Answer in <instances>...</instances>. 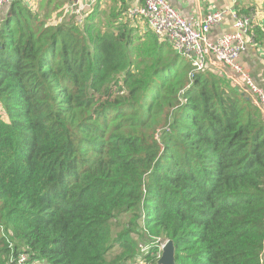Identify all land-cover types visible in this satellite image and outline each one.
<instances>
[{
	"label": "trees",
	"instance_id": "obj_1",
	"mask_svg": "<svg viewBox=\"0 0 264 264\" xmlns=\"http://www.w3.org/2000/svg\"><path fill=\"white\" fill-rule=\"evenodd\" d=\"M64 4L0 16V264H157V239L176 264H264L258 107L130 10ZM249 36L264 51V19Z\"/></svg>",
	"mask_w": 264,
	"mask_h": 264
},
{
	"label": "built area",
	"instance_id": "obj_2",
	"mask_svg": "<svg viewBox=\"0 0 264 264\" xmlns=\"http://www.w3.org/2000/svg\"><path fill=\"white\" fill-rule=\"evenodd\" d=\"M138 1V6L129 11L132 18L142 19L161 42H169L178 55L190 60L194 72L213 69L223 74L252 100L264 120V88L254 82L239 62L248 45L254 46L249 32L254 25L255 14L239 16L235 13V30L210 41L208 35L213 27L223 21L225 11L212 10L202 20H188L167 0ZM13 2L14 0H0V16ZM155 244L160 248L159 259L166 242L157 239ZM140 247L142 252L146 251V246ZM17 263L40 264L38 261H31L28 254H21Z\"/></svg>",
	"mask_w": 264,
	"mask_h": 264
},
{
	"label": "crops",
	"instance_id": "obj_3",
	"mask_svg": "<svg viewBox=\"0 0 264 264\" xmlns=\"http://www.w3.org/2000/svg\"><path fill=\"white\" fill-rule=\"evenodd\" d=\"M31 9L37 10L39 7V0H21ZM57 0H48L47 7H41L39 12L43 15H49V9L55 5ZM64 14L76 15L85 18L93 8L100 7L103 9L117 8L118 10H128L138 6V0H63ZM178 12L188 20H202L212 10L225 11L223 21L216 27L212 28L210 33V41H215L220 37L231 34L235 30L236 19L234 14L237 13L236 3L238 0H167ZM46 6V3H45ZM57 13L54 14V16ZM256 14L255 23H260L263 16ZM145 22L137 24L141 32H145L148 25ZM145 25V26H144ZM135 26V24H134ZM149 28V27H148ZM249 45L246 54L241 55L239 62L244 67L246 73L254 80L260 87L264 88V51L257 49L256 46ZM244 52V53H245ZM245 57V58H243Z\"/></svg>",
	"mask_w": 264,
	"mask_h": 264
},
{
	"label": "water",
	"instance_id": "obj_4",
	"mask_svg": "<svg viewBox=\"0 0 264 264\" xmlns=\"http://www.w3.org/2000/svg\"><path fill=\"white\" fill-rule=\"evenodd\" d=\"M157 264H176L175 262V245L173 241L169 240L163 246L161 257Z\"/></svg>",
	"mask_w": 264,
	"mask_h": 264
},
{
	"label": "rangeland",
	"instance_id": "obj_5",
	"mask_svg": "<svg viewBox=\"0 0 264 264\" xmlns=\"http://www.w3.org/2000/svg\"><path fill=\"white\" fill-rule=\"evenodd\" d=\"M247 3L248 2H250V3H254L255 1H253V2H251V0H245ZM256 7H257V12L255 13V16H256V14L257 13H259L260 15L259 16H263L264 15V4H263V2H260V1H258L257 2V4H256ZM141 22H143V20L141 19ZM146 25V24H145ZM144 25V26H145ZM214 28V27H213ZM208 39L210 40L211 39V37H210V34L208 35ZM250 47H251V45H249V51L251 50L250 49ZM243 54H246V52L245 53H243ZM242 54V55H243ZM264 57V56H263ZM262 57V58H263ZM243 58H245V57H243ZM187 59V58H186ZM140 249H141V247H140ZM136 261H138V259L136 258V259H134L132 262H136Z\"/></svg>",
	"mask_w": 264,
	"mask_h": 264
}]
</instances>
